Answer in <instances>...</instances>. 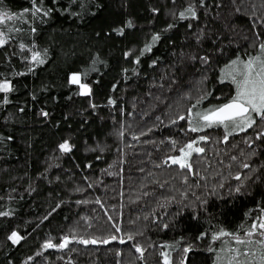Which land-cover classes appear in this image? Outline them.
<instances>
[{"label": "trees", "instance_id": "16d2710c", "mask_svg": "<svg viewBox=\"0 0 264 264\" xmlns=\"http://www.w3.org/2000/svg\"><path fill=\"white\" fill-rule=\"evenodd\" d=\"M4 12L0 264H264V236L248 235L264 220V120L229 131L198 115L236 96L233 61L264 58V0H0ZM193 142L191 169L171 164Z\"/></svg>", "mask_w": 264, "mask_h": 264}, {"label": "snow or ice", "instance_id": "6c2138e0", "mask_svg": "<svg viewBox=\"0 0 264 264\" xmlns=\"http://www.w3.org/2000/svg\"><path fill=\"white\" fill-rule=\"evenodd\" d=\"M35 2V0H34ZM41 9L39 7L36 8V12H40ZM187 13L191 15V18H196V12L193 8L189 7L187 9ZM47 14V13H45ZM5 18L12 19L13 17L10 16L7 12L0 13V24L4 23ZM181 19H186L188 16L185 12L180 13ZM129 26L131 23L129 22ZM122 34V30L120 32ZM3 32H0V46L6 44V40L3 39ZM159 37H153V40H158ZM21 49H23L24 45H20ZM151 46H148L145 51H150ZM260 51L264 53V44L260 45ZM32 61L39 63H43V60H40L39 53H34L32 56ZM138 62V61H137ZM237 61H233V65L230 66V71L227 73L231 77L232 83L236 85V96L231 99L230 102L225 103L219 107L210 109L209 111L205 112L204 114L199 115V119L204 121V126L212 127V126H219L223 125L228 127L229 125H233L235 127L240 128L241 130H245L246 128L252 127L255 124V120L253 119V113L259 116L262 120H264V59L257 56L253 59H250L246 63H242L241 68L235 67L237 65ZM239 77V79H237ZM70 83L73 85H77L80 89L79 95L86 96L90 95L91 89L90 87L81 82V76L79 74H72L70 77ZM12 90L11 85L8 81L0 82V93H8ZM3 103H8V98L5 95L3 97ZM109 103H114V101H109ZM42 115L47 116L46 112L42 113ZM180 119H184L183 116ZM191 131L195 132L198 129L196 127L190 128ZM261 135H264L262 133ZM201 140H206L205 137H202ZM194 143H188L183 148L180 149V156L179 157H170L171 164L178 165L181 169H191V164L188 161V158L191 156L193 152L195 153H203L204 149L195 147ZM59 149L61 152L67 153L70 152L71 146L67 141L59 145ZM167 163V161H165ZM239 179V177H237ZM0 215L7 216L9 213L7 212H0ZM259 228L260 235L264 236V220H261L260 223L253 224L252 229L253 231H249L248 235L251 236L254 234V230ZM119 231V228H117ZM226 235V233H222ZM14 244L19 243L21 240V236L16 233L12 232L11 235L8 237ZM111 240H116V236H111ZM129 239H132L129 236ZM72 241L68 237H64L62 242L58 245L60 249L65 248L69 243ZM81 244H96L97 240H84L81 239L78 241ZM103 243H108L109 240L102 241ZM123 239L120 240V243H124ZM238 243H244V241H237ZM264 243V241H262ZM45 248L54 247L51 242L46 243L44 245ZM136 251L143 254V249L140 247H136ZM187 251V249H185ZM164 255V264H169L167 254Z\"/></svg>", "mask_w": 264, "mask_h": 264}, {"label": "rangeland", "instance_id": "374dc122", "mask_svg": "<svg viewBox=\"0 0 264 264\" xmlns=\"http://www.w3.org/2000/svg\"><path fill=\"white\" fill-rule=\"evenodd\" d=\"M262 59H264L263 57H261ZM246 63V62H245ZM233 65V64H232ZM231 66V65H230ZM235 67H237L238 69L242 67V64H237L235 65ZM230 71V67H228L226 74ZM228 75V74H227ZM237 79H239V77H237ZM253 115V119L257 116L256 114H252ZM225 127V126H224ZM226 129H228L229 131H235V130H241L238 127H235L233 125H229L228 127H225ZM261 231V230H260Z\"/></svg>", "mask_w": 264, "mask_h": 264}]
</instances>
